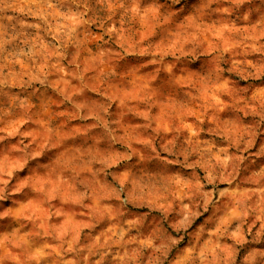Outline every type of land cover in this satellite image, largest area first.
<instances>
[{
    "label": "clouds",
    "instance_id": "9594fccd",
    "mask_svg": "<svg viewBox=\"0 0 264 264\" xmlns=\"http://www.w3.org/2000/svg\"><path fill=\"white\" fill-rule=\"evenodd\" d=\"M0 264H264V0H0Z\"/></svg>",
    "mask_w": 264,
    "mask_h": 264
}]
</instances>
